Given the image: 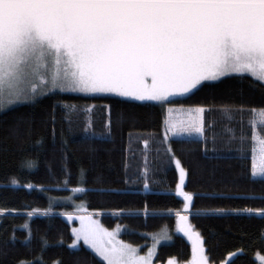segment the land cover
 Listing matches in <instances>:
<instances>
[{"label": "trees", "instance_id": "obj_1", "mask_svg": "<svg viewBox=\"0 0 264 264\" xmlns=\"http://www.w3.org/2000/svg\"><path fill=\"white\" fill-rule=\"evenodd\" d=\"M205 83L194 94L174 97L167 103L57 90L0 111V208L15 210L0 215V264L24 260L41 264L39 257L43 264H104L86 245L70 247L74 236L63 212L78 207L92 212L107 227L123 226L120 237L141 245V251L150 242L151 233L168 227L172 239L161 243L154 257L161 264L168 257L183 261L191 256L187 239L174 231L177 210L189 216L215 263L225 260L228 252L242 250L228 261L259 264L256 254H264V218L203 211L264 207V200L258 198L215 195L264 192V178L250 175L253 144L249 122L259 117L245 113L241 123L239 114L230 120L213 111L206 113V121L214 126L207 128L203 137L168 133L165 140L164 135L170 104L261 106L264 87L254 86L247 74ZM65 104L75 105L70 124ZM89 120L91 126L85 132ZM169 144L175 157L189 169L184 190L194 196L187 211L183 198L175 192L178 170L167 151ZM146 166L149 171L145 177ZM76 188L85 190L74 191ZM36 209L40 211L27 215ZM46 209L50 211L45 215ZM29 229L31 236L26 241Z\"/></svg>", "mask_w": 264, "mask_h": 264}, {"label": "snow or ice", "instance_id": "obj_2", "mask_svg": "<svg viewBox=\"0 0 264 264\" xmlns=\"http://www.w3.org/2000/svg\"><path fill=\"white\" fill-rule=\"evenodd\" d=\"M232 74L241 78L247 74L254 86L264 87V0H0V111L57 90L114 93L140 101L167 103L171 97L194 94L206 86L205 82ZM64 108L70 124L75 105L65 104ZM174 111L169 109L170 113ZM180 111L186 112L187 121L167 120L165 140L168 131L178 137H203L206 129L214 126V122L206 121V113L213 111L222 112L230 120L239 114L241 123L245 113L259 117L249 122L253 144L250 175L264 178V105L197 104ZM51 122L55 124L54 115ZM90 126L89 120L85 132ZM107 126L110 135V120ZM244 139L242 135L241 141ZM148 143L144 141L145 146ZM167 151L179 173L175 192L183 198L187 211L194 196L184 190L189 169L175 157L170 144ZM148 171L146 166L145 177ZM144 188H149L147 179ZM215 195L264 200V192ZM12 211L15 210L0 208V215ZM49 211L44 210V214ZM203 211L264 218V207ZM144 214H148L147 207ZM175 215L178 230L192 243L187 264H215L206 253L204 237L195 230L189 216L179 210ZM80 220L81 227L72 230L76 240L70 247L76 248L82 237L104 264H152L155 246L172 239L167 234H152L153 247L140 255L138 246L118 238L123 226L109 230L91 216H81ZM261 235L264 237V233ZM30 236L29 229L26 241ZM11 239L15 240V236ZM241 252H228L227 256ZM257 258L264 264V255L257 253ZM38 259L43 264L42 257ZM17 264L35 262L24 260ZM167 264H176L175 257H170Z\"/></svg>", "mask_w": 264, "mask_h": 264}, {"label": "rangeland", "instance_id": "obj_3", "mask_svg": "<svg viewBox=\"0 0 264 264\" xmlns=\"http://www.w3.org/2000/svg\"><path fill=\"white\" fill-rule=\"evenodd\" d=\"M80 93V92H79ZM86 94H109V93H86ZM110 94H114V93H110ZM115 95H118V94H115ZM118 96H120V95H118ZM122 97V96H121ZM176 97H178V96H176ZM124 98H129V99H134V100H138V99H136V98H133V97H124ZM171 98H174V97H171ZM171 98H169V99H171ZM140 101V100H139ZM146 101H148V100H146ZM20 102H22V101H20ZM18 103V102H17ZM188 107H190V106H183V105H175V104H170V105H168V112H167V120H174V121H176V122H179V121H187V114H186V112H182V111H180L181 110V108H183V109H187ZM169 109H175V111L174 112H169ZM167 131V130H166ZM168 133L170 134V135H173L170 131H168ZM168 134V135H169ZM174 136V135H173ZM183 136H188L187 134H184ZM193 136H196V135H193ZM259 160V153L257 152V161ZM178 180H179V173H178ZM185 214V213H184ZM186 215V214H185ZM63 216L65 217V219L71 224V230H73L74 228L75 229H79L80 227H81V220H80V217L81 216H85V217H87V216H91L93 219H95V220H98L101 224H102V222L100 221V219H99V217H97V216H95L92 212H89V211H84L83 209H81V208H76L75 210H73V211H67V212H63ZM105 228H108L109 230H112V229H115L116 228V226L117 225H120V224H117L116 226H114L113 228L112 227H107V226H105L104 224H102ZM174 231L176 232V233H179V234H181V235H183L186 239H187V241L189 242V244H190V249H191V253H190V255L192 256V243H191V241H189L188 240V238H187V236L184 234V233H182V232H180L179 230H178V226H177V218H176V220H175V226H174ZM120 232H121V230H120ZM120 232L118 233V238L119 239H121V240H123L121 237H120ZM72 233H73V231H72ZM152 234H156V235H164V234H167V235H169V236H171V238H172V234H171V230L168 228V227H162L160 230H158V231H156V232H154V233H151L150 234V242L144 247V250L143 251H141L140 250V247H141V245H135V244H132V243H130V242H128V241H126L127 243H130V244H132V245H134V246H138L139 247V254L140 255H145L147 252H148V250H149V248H152L153 247V245H154V240H153V236H152ZM73 236H74V238H73V241L74 240H76V236H75V234L73 233ZM73 241H72V243H73ZM125 241V240H124ZM165 242H168V241H161L159 244H157L156 246H155V248H154V253H155V255H156V251H157V248H158V246L161 244V243H165ZM72 243H71V245H72ZM80 243H82V244H84V242H83V238L81 237L80 238V240L79 241H77V245H79ZM84 245H86V244H84ZM87 247H89L88 245H86ZM90 248V247H89ZM91 249V248H90ZM93 250V249H92ZM94 251V250H93ZM234 253H236V252H234ZM259 254H261V253H259ZM155 255L153 256V258H152V264H161V263H158V262H155L154 261V257H155ZM261 255H264V254H261ZM191 256L187 259V260H183V261H179V260H177L176 258V264H187V262H189L190 260H191ZM170 257H168L167 259H166V261L165 262H163V264H167V262H168V259H169ZM256 258H257V254H256ZM230 259V257H228L227 256V258L225 259V260H223V261H225V262H227L228 260ZM257 260H258V262H259V264H261V262L259 261V259L257 258ZM215 264H220V262L219 263H215Z\"/></svg>", "mask_w": 264, "mask_h": 264}]
</instances>
